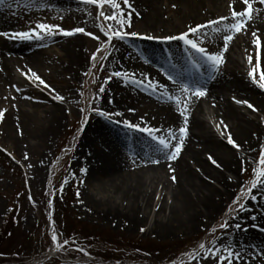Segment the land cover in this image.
<instances>
[{
  "label": "rangeland",
  "instance_id": "obj_1",
  "mask_svg": "<svg viewBox=\"0 0 264 264\" xmlns=\"http://www.w3.org/2000/svg\"><path fill=\"white\" fill-rule=\"evenodd\" d=\"M20 1V4L7 3L6 9L2 12L12 20L14 26L11 29L17 33L32 29L40 31L36 27L37 24L45 23L58 25L55 34L57 35L61 32L60 29L71 31L76 28H84V33H76L69 38H78L74 50H80L87 66L79 70V77L76 81L71 72L61 73L58 70L56 63L64 64L66 59L63 55L65 51L70 53L68 48L74 44V42H67L66 39L55 48V44L47 42L46 39L33 41L30 52L37 56V60L33 64L26 61L15 62L12 60L15 59L14 54L7 56L11 59L10 64L17 77L15 85L4 90L8 97V104H3L5 107H0V112L3 113L0 116V249L17 252L20 257L16 254V256L11 255L21 259V262L17 264H99L100 261L95 260L94 255L86 253L109 257L111 251L116 253L114 257L117 260L126 256H138L144 260L141 264H220L219 256L227 255L226 253H217L215 256L206 257L204 250L199 248L200 243H204L207 248L227 246L234 249L235 252H239L240 259L237 260L233 257L232 264L240 262L252 264L263 258L262 252L256 250V246L252 243L255 240L252 233L264 210V186L252 189L251 192L248 189L251 188L252 181L259 180L260 172L264 171V166L259 162L260 156L264 152V132L262 135L256 131H251L248 134L249 140L245 139L244 141H246L247 148L251 142L254 143L250 149H242L241 146L239 149L234 148L227 140L233 130L232 124L224 121L219 105L207 102L206 106L202 108L203 111L197 109L196 113L193 112L204 123L207 133L214 140L221 141L229 149L237 152L236 183L235 177L231 176L232 181L229 178V184H231L229 195H221L215 202L216 206L212 215H201L194 226L187 227L180 221V226L169 228L159 224V221L165 220L171 215L169 207L175 203V197L171 191L164 188L165 182L171 183L177 174L175 159H168L165 154H161L154 159L159 163H153L154 160L148 162L151 163L148 165L149 167L151 165L162 168L161 172L154 171V175L158 176L159 174L161 178L154 177V183H145V188L155 192V202L148 209H145V204H143L141 206L142 214L138 215L141 222L130 226L131 223L126 221L127 217L106 215V212L93 205V200L99 201L108 198L109 186L113 180L105 172H95L91 176L86 175L83 168H87L89 165L85 158H77L79 140L84 135L85 129L91 126V120L95 117V113L99 111L122 112L108 98H104L100 92L103 84L110 80L111 74L117 72L110 62H132L134 59V62H147L144 60L146 55L141 52V49L144 47L145 51H149L146 47L152 41L141 38L146 35L167 37L179 36L187 32L189 39H193L209 52L221 53L224 36L217 41L214 39L215 32L213 30L205 33L199 30L192 33L190 29L197 28L202 23L223 15L229 18L227 23H235L231 18L232 0H222L221 4L213 8L215 12L212 15L201 16V19L195 18L192 12L184 14L186 19L179 26L172 19L179 9L176 0H155L154 3L158 8L160 7L162 12L160 20L166 24L163 26L162 23L156 24L158 31H160V26L163 27L160 32L148 30L143 25V19L133 14L137 9L132 2L134 0H128L131 8L123 4V0H117L124 12L123 18L127 21L122 30L129 33L136 32L138 36H128L124 41L113 38L111 46L107 44L104 32L121 27L117 23L121 19L119 10H117L116 20H105L100 16V7L94 4H85L83 0H41L39 5L41 8L39 6L25 7V0ZM103 11L107 16L113 14V10L108 4L103 6ZM129 13H131L130 17ZM190 18L195 21L191 23ZM101 26H103V31ZM88 33L92 35H88ZM41 34L44 38L47 36L44 33ZM244 35V31L241 30L234 32L233 37L238 41ZM253 39L263 40L262 37ZM146 42L150 44H146ZM164 43L167 45L166 47L170 48L171 44L175 43L178 52L182 51L185 55L188 51L186 49L190 51L183 41H166ZM259 44L261 43L259 42ZM252 48L254 49V43ZM98 49L101 52L98 53ZM104 49H107L110 55L107 56V59L102 60L100 56L104 54ZM0 50L2 52L1 47ZM241 50L234 52L231 50L232 57L240 61L237 67L234 66V62H231V57L224 59L223 55L224 60H222L219 70H222L223 74H227L235 67V70L244 74L250 84L249 92L245 95L229 92V101L235 105L240 115L249 121L255 120L258 125L263 127L264 108L261 101L264 99V89H261L258 83H254L253 78L249 75L255 69L254 75L259 81L262 75V62H260L258 53L248 52L243 46ZM122 52H126L124 57L121 56ZM93 54L97 55L95 61L92 59ZM249 57L252 58L251 62ZM173 59V62H176L174 57ZM32 72H35L45 83L41 84L37 81L31 75ZM129 72V77H131L132 71ZM136 76L135 78L142 81V84H148L145 82V78L140 77L142 75ZM168 76L166 72L160 70L156 78L169 82L167 84L169 94L176 83L171 84L172 80H169ZM116 90L120 92L121 101L125 107L124 111L137 117L136 125H142L141 128L157 129L158 136L170 133L172 129H175L173 132L175 136H180L179 128L183 127L184 123L172 124L168 120L172 115L182 117L181 105L178 102L180 107L174 105L175 97L173 98L174 102L173 100L166 101L165 106L171 107L167 108L171 112L169 114L161 111L162 108L159 104L150 102L147 95H142L135 84H122ZM56 95L62 97L69 95L67 100L71 102L66 99L56 100ZM238 100L248 101L253 105V108H249L244 103H236ZM57 101L63 103L65 109L61 128L49 131L45 135L36 132L38 124H43L42 120L50 103ZM172 104L176 110L172 108ZM10 109H12V114L20 112V109L29 111L35 121H30L28 127L26 126L27 129L23 126H20L19 129H11L8 115ZM119 117L112 116L109 119L100 115L103 123L120 133V140L123 141L121 149L126 150L125 169H133L137 164H142L140 166L143 168L147 167V164L141 161L137 155V151L144 152L142 151L144 149H140L142 144L133 141L144 143L154 139L146 132L128 128L119 123L121 122ZM16 118L20 117L16 116ZM144 121L146 122L144 123ZM188 127L189 125L185 141L189 135ZM193 131L190 129V132L193 133ZM125 138H127L126 141ZM205 152H203L205 157H209V155L215 157L212 153ZM221 164V162L218 163L219 167L216 165L219 170L222 169ZM87 193L91 195L89 200L92 202L86 203ZM48 194H50L49 199H47ZM253 196L255 199L252 198ZM121 201L120 198L116 203L120 209H122ZM161 202H163L162 210H160ZM198 210H202V208H198ZM224 222L229 225L227 229L220 228ZM236 224H240L241 227L237 229ZM213 229L216 231L213 232ZM53 235L62 241H68L67 244H64L66 249H63V252L51 239ZM50 240H52L51 244ZM136 248L142 251L136 250ZM245 248L250 251L246 253ZM3 250H0V253L4 252ZM70 252L73 253V256L80 257L72 258ZM188 252L192 255L184 257ZM50 256L54 257L47 262ZM224 264H228V262L225 261Z\"/></svg>",
  "mask_w": 264,
  "mask_h": 264
},
{
  "label": "bare ground",
  "instance_id": "obj_2",
  "mask_svg": "<svg viewBox=\"0 0 264 264\" xmlns=\"http://www.w3.org/2000/svg\"><path fill=\"white\" fill-rule=\"evenodd\" d=\"M132 2L137 8L139 15L136 13L133 14L143 19V25L146 26L148 30L150 29L160 32L163 29V27L160 26V31L157 30L158 27L156 24L162 23V26L163 24H166L160 20L162 14L161 9L156 6V3H154L153 0H134ZM176 2L178 3L177 5L179 9L177 14H175L172 19L173 22L175 21V23L178 24L177 26H179L183 23V20L186 19L184 14L192 12L197 19H201V16L212 15L215 12L213 8L221 4L222 0H176ZM253 7H256L254 8L255 11L252 14V18L247 20V23L244 26L245 35L241 40H235L233 32H216L211 27L203 30L202 32L205 33L206 31L213 30L215 32L214 39L217 41H219L225 34L232 35V39L228 41L227 48L225 49V46L223 45L220 51L225 58L231 57V62H234V66L236 67L240 61L232 57L231 50L233 52L240 51L243 46L248 50V52L253 51V53H258L260 62H262V75H264V4H260L257 0H254ZM190 20L191 23L195 21L193 18H190ZM4 28L5 26L1 22L0 29ZM253 33H255V36ZM258 37H262L263 40L260 39L258 41L257 39H253ZM77 40L78 38L67 40V42H74V44L68 48L70 53L65 51L63 56L66 61L63 65L58 62L56 63L57 68L61 73L66 71L71 72L75 81L79 77V70L87 66V62H84L85 59L80 50H74V47L76 46L75 42H77ZM259 42L261 44H259ZM253 43L254 49L252 48ZM30 47L31 46L28 44L23 43L3 44V53L0 55V107H5L3 104H8V97L6 96V92H4V90L15 85L17 77V74L13 71V66L10 64L11 59L7 56L14 54L15 59L12 60L15 62L26 61L33 64L35 63V60H37V56L36 54L32 55ZM146 48H148L149 51L142 50V52L145 53L147 62H134V57L132 62H110V64L113 68H116V71L122 73L127 72L128 74L130 73L129 71H132V74H135V77H137L136 75H142L140 77L145 78L149 82L157 80L156 77L158 72L161 69L168 67H171L173 77L178 82L195 86V84L199 82L200 78H202L199 71H195L193 75L188 72L187 65L190 62L185 61L184 59L180 60V63L177 65L173 62L172 59L174 54L178 52V48L175 43H172L171 48L169 47V49H167L169 56L165 50L159 53L158 49L162 48V44L158 42L150 45V48L149 46ZM125 53L122 52L121 56L124 57ZM185 66L186 68H184ZM209 68L210 67L207 66L203 67V69L210 72L211 69ZM234 68L227 74L216 72L217 81L209 82L207 86L203 85L206 86L207 89L205 96L197 97L193 95L194 87H191L192 91L189 93L182 94L183 98L187 97V95L191 96V100L188 102L189 106L185 112V114L188 115L189 135L183 146V151L174 161L176 163L175 168L177 170V174L174 176L175 179H172L171 183L165 182L166 185L164 184L165 190H170L172 195L175 197V203L169 207L171 215H169L165 220L159 221V224L164 225L166 228L180 226L179 221L183 224L185 223L184 225L187 227L194 226L197 224L201 215L207 214L211 216L214 207L216 206V200L221 197V195H229L231 186V184H229V178L231 179V176L235 177L236 183L237 152L229 149L228 146H225L221 141L214 140L207 133L206 126L195 115L197 109H200L199 111H203L202 108L203 106H206L207 102L219 105L224 121L227 123L231 122L232 124L233 130H231V135L233 140L236 144L241 146L242 149H250V146L254 144L251 142L247 148L246 141H244L245 139L249 140L248 134L251 131H256L259 135H262L264 132V124L262 127L258 125L255 120H247L246 117L240 115L235 105L229 101V92L245 95L250 89V84L247 82L248 80L245 78L244 74H241L239 70H235ZM129 82L130 79L126 81L123 77L113 76V78L103 84L104 92H102V95L122 110L120 113H123V115L118 118L119 121L121 120V123L127 120L136 124L137 117L131 116L124 111L125 107L122 104L120 92L116 90L118 87H121L122 84L128 85ZM135 86L141 94L149 92L145 86L140 84H135ZM172 88L173 90H171L169 95L173 98L180 97L179 95L175 96V94H178L180 91L178 85L176 84L175 87L173 86ZM165 89L168 91L169 87L165 85L163 90ZM64 96V99L67 100L69 95ZM156 97L157 96H154V98ZM168 100H173L174 102V99H168V97H161L160 95L158 97L157 104H159L163 109H161V111L171 114L170 110L167 109L171 107L165 106L166 101ZM67 101L71 102L69 100ZM261 103L264 108V99ZM174 105L179 106L176 99ZM174 105L172 104V108L176 110ZM193 109L195 113L192 111ZM45 112L46 114L42 120L43 124H38L36 131L42 135H45L49 131H56L61 128L65 114L64 105L58 101L56 103L51 102L50 107ZM8 115L10 118L8 119L11 129H19L20 126L27 129V125L30 121H35L31 112L23 109H20V112L15 114H12V109H10ZM16 116H19L20 118L17 119ZM101 118L98 113H95V117L91 120V126H88L85 129L84 135L79 140L80 143L78 145L77 158H85L86 163L89 165L87 168H83L86 175L91 176L95 172H105L107 173L106 175H109L113 181L109 186L110 194L107 196L108 198H106L109 201L106 202L104 201L106 199H103L99 201L93 200L92 202V200H89L91 195L88 193L86 194L85 200L86 203L92 202L94 206L102 209L103 212H106V215L127 217L126 221L131 223L130 226H134L141 222L138 218V215L142 214L141 206L145 204V209H148L149 206L155 202V192L153 193V190L151 191L148 190L149 188H145V183L148 184L149 182L152 184L155 182L154 177L157 179L161 178L159 174L158 176H155L154 171L158 172L159 170L161 172L162 168L152 167L151 165L149 167L148 165L151 163L148 162L150 160H154L157 155H163L164 153L157 151L158 147L152 148L150 153L137 151V155L141 158V161L147 164V167L143 168L140 166L142 164H137V166L133 167V169H125L126 165L124 164V159L126 150L124 151L121 149L123 141L120 140V133L118 130L103 123ZM168 120L172 124L184 123L183 116L180 118L177 115H172ZM145 122L146 121H144V123ZM144 123L142 122V124ZM190 129L194 130L193 133L190 132ZM174 131L175 129H172L171 131L173 135H175L173 133ZM162 136L168 137L170 143L173 145L178 142L179 138L177 137L176 140H171L169 133H163ZM133 142L141 144V142L136 140ZM146 147H151L148 142H146ZM205 151L212 153L216 157L212 156L217 161V164L220 162L222 163L221 170H219L207 156H204L205 154H203V152ZM120 198L122 199V209H120L118 204H116ZM161 203L160 210L163 209V202ZM85 206L87 205L85 204ZM198 208H202V210H198ZM262 214L263 215L258 218V223L263 220L264 210ZM252 237L255 239L252 243L256 246V250L262 252L263 257L252 264H264V234H257L253 232ZM246 248L244 251L247 253L250 249L247 250ZM237 264L245 263L240 262Z\"/></svg>",
  "mask_w": 264,
  "mask_h": 264
},
{
  "label": "snow or ice",
  "instance_id": "obj_3",
  "mask_svg": "<svg viewBox=\"0 0 264 264\" xmlns=\"http://www.w3.org/2000/svg\"><path fill=\"white\" fill-rule=\"evenodd\" d=\"M237 2V0H234V3ZM240 3L246 5V8L243 11H236L235 8H233L232 13H231V18L232 20L235 21V23H227L229 18L228 17H221L218 20L215 21H210L208 25H201L198 26L197 28H191L190 32L192 33H196L199 31V28H203V27H211L213 28L214 31L216 32H239L241 31L245 24L247 23V20L252 18V14L255 11V9L253 8V2L254 0H239ZM259 2L261 4H264V0H259ZM7 3V0H0V8H3ZM41 3V0H25V7H29V6H39ZM83 3L85 4H94L97 5L98 7L101 8L100 11V16L103 17L105 20H116L117 19V10H119V15L121 17V19H119L117 21V23L121 26L120 28H117L115 30H112L110 32L105 31L104 35L107 37V44L109 46H111V42L113 40V38H115L116 40L119 41H124L128 36H132V37H136L138 36V33L136 32H125L122 30L123 26L127 23V21L123 18L124 17V12L121 9V5L120 3H117V0H83ZM105 4H108L111 6L112 10H113V14L111 16H107L105 15V12L103 11V6ZM123 4L128 5L129 8H131V5L128 3V0H123ZM134 11V9H133ZM137 15H139V13H136ZM131 13H129V17H130ZM220 25H224L223 28L220 27ZM130 27V24L128 25ZM37 29H39L40 31H36V29H32L31 31H26V32H18V33H12L9 34L7 32H2L0 33V36H4V37H10V38H18L20 40H32V39H43V35L41 33H44L46 35H55L56 34V30L58 29V25H49V24H45V23H39L37 24ZM101 30L103 31V26H101ZM60 31L63 33V35L65 36H71L74 35L76 33H84L85 29L84 28H76L74 30L71 31H64L63 29H60ZM88 35H92L91 33H88ZM253 35L255 36V33H253ZM189 33H184L182 35L179 36H167V37H155V36H150V35H146L141 37L142 39H147V40H164V41H183L185 45L190 46L191 50H194L197 54L200 55L201 57V61H196L193 60L192 63L194 65V67H196L197 69L203 68L205 66L212 68L214 71H219V67L220 64L222 63L223 60V54L222 53H211L209 52L206 48L199 46V44L194 41L193 39H189ZM97 39H99L98 37H96ZM232 39V35H228L225 34L223 37L224 40V46L225 49L227 48V44L228 41H230ZM188 49H186L187 51ZM97 52H101L100 49L97 50ZM110 55L109 52H107V49H104V54L100 56V59H107V56ZM93 61H95L97 59V55L93 54L92 57ZM251 57H249V61L251 62ZM255 69H253L252 72L249 73V75L253 78V82L254 83H258V86L261 89H264V82H260V81H264V75H261L259 78V81L256 80V77L254 75ZM31 75L33 77H35V79L37 81H39L41 84H44L45 82L43 80H41V78L35 73L32 72ZM111 76H115V77H123L126 81H128L130 79V82L132 84H142L143 82L140 80H137L135 78V74H132L131 78L129 77V74L127 72H114L111 74ZM111 76L109 77V79H111ZM169 80H172L173 83H176L178 85V88L180 90V92L182 94L185 93H189L190 91H192L191 86L183 83V82H178L175 80V78L171 75L168 76ZM107 82V81H106ZM151 87L155 90V88L157 87L156 85H151ZM163 87V86H160ZM206 91L207 89L204 86H197L194 91H193V95L197 96V97H203L206 95ZM100 92H104V88L101 87L100 88ZM164 95L168 97V99H173L172 96H170L167 92V90L165 89ZM56 100L59 101H63L64 97L56 95L55 96ZM176 101L178 103L181 102L180 97H175ZM191 100V96H187V98L183 101V107L180 109V113L181 115L184 117V126L179 128V133L180 136L178 138V142L173 145L170 143L169 138H166L164 136H158L157 133V129H153L150 127H145V128H141L139 125L136 124H132L131 122L125 120L123 121V123L128 127V128H132V129H137L139 131L142 132H146L149 136H151L159 145V147L157 148V151L159 152H163L168 159H176L177 156L179 155V153L182 150V146H183V142L185 137L187 136V126H188V115L185 114V112L187 111L188 108V102ZM236 103H244L246 104L249 108H253V105H251L250 103H248V101H236ZM255 110V109H253ZM83 111V110H82ZM99 115L101 116H106L109 119L112 116H122L123 113H105L103 111H99L98 112ZM3 113L0 112V116H2ZM223 123V122H221ZM225 128L227 127L226 125L224 126ZM219 130V128H218ZM169 136L171 138V140H176L177 137L175 135H173L171 132L169 133ZM228 143L230 145H233L234 148L239 149V145L236 144V142L233 140L232 136L229 134L228 135ZM170 150V151H168ZM27 158V157H25ZM208 159L214 164L217 165V167H219V165L217 164V161L211 156L209 155ZM260 164L262 166H264V152H262L261 156H260ZM153 163H159L158 160H154ZM83 171V170H82ZM254 174H255V169L253 170ZM173 179H175V177H173ZM264 186V171L260 172V179L259 180H253L251 183V188L248 189L249 192L252 191V189H256L258 187ZM253 199H255V197H252ZM255 219V218H253ZM229 227L227 222H224L220 225L221 229H227ZM235 227L237 229H239L241 227L240 224H236ZM216 229H213V232H215ZM51 239L56 242L57 247L58 248H62L63 245L59 243L58 241V237L56 235H53L51 237ZM68 241L65 240L63 242V244H67ZM218 243V241H217ZM199 248L204 250L205 256H215L217 253H226L227 255H220L219 256V261L220 264H224L225 261L228 262V264H232L233 261V257H235V259H240V253L239 252H235L234 249H231L227 246H221V247H217V248H207L206 245L204 243H201L199 245ZM189 255H192L191 253Z\"/></svg>",
  "mask_w": 264,
  "mask_h": 264
}]
</instances>
